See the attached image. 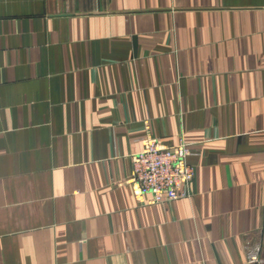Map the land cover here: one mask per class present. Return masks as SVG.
Wrapping results in <instances>:
<instances>
[{
    "label": "crops",
    "instance_id": "0c3cea01",
    "mask_svg": "<svg viewBox=\"0 0 264 264\" xmlns=\"http://www.w3.org/2000/svg\"><path fill=\"white\" fill-rule=\"evenodd\" d=\"M190 142L189 196L131 182ZM264 264V0H0V264Z\"/></svg>",
    "mask_w": 264,
    "mask_h": 264
},
{
    "label": "built area",
    "instance_id": "2783aa9c",
    "mask_svg": "<svg viewBox=\"0 0 264 264\" xmlns=\"http://www.w3.org/2000/svg\"><path fill=\"white\" fill-rule=\"evenodd\" d=\"M190 142L181 138L177 143L162 145L152 136L144 140V148L132 156L131 182L140 197L152 195V202H163L189 196L195 177V166L189 163ZM243 264L261 262V244L251 243Z\"/></svg>",
    "mask_w": 264,
    "mask_h": 264
}]
</instances>
